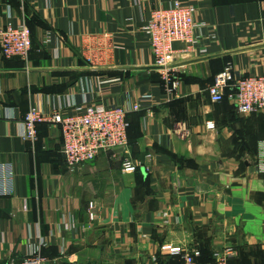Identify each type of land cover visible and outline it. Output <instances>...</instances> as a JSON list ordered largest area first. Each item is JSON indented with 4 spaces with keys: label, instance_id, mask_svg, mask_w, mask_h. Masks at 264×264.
Listing matches in <instances>:
<instances>
[{
    "label": "crops",
    "instance_id": "obj_1",
    "mask_svg": "<svg viewBox=\"0 0 264 264\" xmlns=\"http://www.w3.org/2000/svg\"><path fill=\"white\" fill-rule=\"evenodd\" d=\"M175 1L194 8L204 52L173 44L180 84L167 95L141 29ZM21 22L28 59L0 56V264L35 248L49 264H153L163 244L228 246V264H264V113L207 93L226 68L264 75V0H0V29ZM83 104L130 110L124 155L71 171L58 125L22 139L28 111Z\"/></svg>",
    "mask_w": 264,
    "mask_h": 264
},
{
    "label": "built area",
    "instance_id": "obj_2",
    "mask_svg": "<svg viewBox=\"0 0 264 264\" xmlns=\"http://www.w3.org/2000/svg\"><path fill=\"white\" fill-rule=\"evenodd\" d=\"M194 8L175 1L168 8H155L141 29L142 37L148 41L153 56L154 66L159 70L167 95L173 94L180 84L175 71L169 64L173 54V44L186 45L184 52L199 50V41L194 35ZM31 50L30 31L24 22L7 23L0 29V56L5 59H28ZM190 52V53H191ZM201 54L204 50L200 49ZM230 90L227 100L234 106L238 115L250 116L264 113V75H248L234 78L231 69L226 68L217 74L208 87L207 93L212 103H220ZM148 99V98H147ZM64 110L44 114L39 110H30L22 122V139L34 141L37 126L52 123L60 127L62 153L69 170L93 161L100 153H123L127 148V115L130 110L121 107H104L96 104L70 105ZM135 109V107L133 108ZM208 123V129H213ZM137 166L128 158L121 161L122 173H133ZM257 169L264 172V146L257 152ZM160 253L180 255L182 264H201L197 248H182L163 244ZM234 256L231 247L213 251L212 262L206 264H228ZM22 264H49L40 255L39 249H33ZM153 264L156 261L153 260Z\"/></svg>",
    "mask_w": 264,
    "mask_h": 264
},
{
    "label": "trees",
    "instance_id": "obj_3",
    "mask_svg": "<svg viewBox=\"0 0 264 264\" xmlns=\"http://www.w3.org/2000/svg\"><path fill=\"white\" fill-rule=\"evenodd\" d=\"M30 31V30H29ZM30 37H31V32H30ZM228 93H230V90H226V93H225V98L223 99V101H228L227 100V95ZM222 101V102H223ZM231 108L235 111V108L234 106L232 105ZM236 112V111H235ZM127 122H128V127H127V139H128V133H129V130H130V118H129V114L127 115ZM40 125V124H39ZM200 251V257L196 260L198 263H201V264H206V263H210L212 262V256H213V253L212 252H208L204 249H199ZM162 258H165L167 259L168 261L164 262ZM230 261V259L228 260V262ZM156 264H182V260H181V257L180 255H176V256H172V255H165V256H158L157 257V261H156Z\"/></svg>",
    "mask_w": 264,
    "mask_h": 264
},
{
    "label": "rangeland",
    "instance_id": "obj_4",
    "mask_svg": "<svg viewBox=\"0 0 264 264\" xmlns=\"http://www.w3.org/2000/svg\"><path fill=\"white\" fill-rule=\"evenodd\" d=\"M226 247H228V246H226ZM232 248V247H231Z\"/></svg>",
    "mask_w": 264,
    "mask_h": 264
}]
</instances>
